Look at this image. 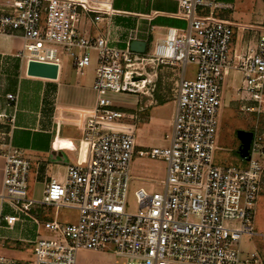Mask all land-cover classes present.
<instances>
[{
    "label": "built area",
    "instance_id": "built-area-1",
    "mask_svg": "<svg viewBox=\"0 0 264 264\" xmlns=\"http://www.w3.org/2000/svg\"><path fill=\"white\" fill-rule=\"evenodd\" d=\"M107 0H10L0 7V34L20 33L29 61L57 64L67 54L78 73L95 68L96 104L83 128L88 146L85 161L69 165L65 176L50 178L40 200L29 199L31 161L11 144L17 94H8L10 112H0V156L4 157L0 192V231L12 230L38 207L74 209L77 219L34 222L44 229L31 241L29 264H77L81 250H112L121 264H264L257 251L244 255L242 240L256 235L253 225L257 198L264 192V132L255 127L246 168L214 163L218 148V115L223 82L229 68L242 73L240 99L264 112V14L255 47L230 57L232 25L202 8L221 6L212 0H178L175 14L188 22L184 29L167 28L150 50L136 52L108 45L104 36L83 34L82 14L100 12ZM253 30L254 27H245ZM188 64L196 67L191 79L181 77L168 144L139 151L141 157L167 165L162 192L135 191L138 209L126 210L136 154L135 133L117 128L133 114L114 109L111 93H144L135 84L146 66ZM151 82L149 80L147 84ZM245 108V106H244ZM4 204L13 214L4 213ZM264 238V235H263ZM2 237L0 235V246ZM17 261L0 253V264Z\"/></svg>",
    "mask_w": 264,
    "mask_h": 264
},
{
    "label": "crops",
    "instance_id": "crops-1",
    "mask_svg": "<svg viewBox=\"0 0 264 264\" xmlns=\"http://www.w3.org/2000/svg\"><path fill=\"white\" fill-rule=\"evenodd\" d=\"M212 1L221 6L202 8L200 14L207 15L212 12L216 18L232 25L234 37L230 46L231 59L244 52L247 47H255L264 6L259 5L257 0ZM9 2L10 0H0V7ZM178 10V0H107L102 11L82 14L80 28L87 36L106 37L108 45L116 49L124 50L133 41H139L146 43V50H150L157 41L165 37L167 28L187 27L188 22L175 15ZM245 27L254 29L245 30ZM23 46L24 39L20 33L0 34V112H10L7 95L17 94V112L11 144L22 150L31 161L27 197L40 200L50 178L63 179L69 165L85 161L89 157L88 146L82 137L84 125L92 116L97 100L94 88L97 59L95 51H92V63L83 73H78L72 66L70 57L64 53L57 78H45L27 73V60L17 54ZM179 72L177 83L181 77L193 78L196 67L188 64L184 73L181 67ZM239 72L232 67L228 69L223 82L222 106L232 101L231 94L240 98V87H237L234 80ZM231 89L234 91L231 92ZM143 94L111 93L110 97L114 109L126 112L125 108L133 105L135 111L128 112L136 119L147 108L143 102ZM171 102L169 109H165L164 105H160L158 109L153 107L148 116L150 120H146V123L130 119L117 125V128L132 129L135 133L136 154L131 170L132 174L136 171L137 177H141L143 173L136 166L142 164L139 160L143 158L138 152L168 144L163 137L168 129L171 130L175 99ZM116 104L124 105L125 108ZM4 164L5 159L0 156V192L3 190ZM4 213L13 214V209L4 204ZM31 215L32 217L19 220L12 230L1 229L2 246L6 247L7 243L11 244L9 247L12 249L18 248L13 245L15 242L32 245L31 241L37 234L44 233V229L34 219L41 222L56 220L61 223L74 222L77 219L76 211L69 208L56 210L53 207H38L32 210ZM252 238L244 237L242 240L244 255L257 251L264 261L263 248L253 244ZM121 262L122 259L110 249L81 250L77 255V264Z\"/></svg>",
    "mask_w": 264,
    "mask_h": 264
},
{
    "label": "rangeland",
    "instance_id": "rangeland-1",
    "mask_svg": "<svg viewBox=\"0 0 264 264\" xmlns=\"http://www.w3.org/2000/svg\"><path fill=\"white\" fill-rule=\"evenodd\" d=\"M257 1L259 5L264 6L263 0ZM179 68V65L171 63L146 66L144 72L148 75L151 73L152 75L149 79L151 82H149L143 89L145 92V94H143L145 97L143 102L146 104L147 108L142 111L140 118H136L134 120H140V122L146 123V120H150L148 116L153 107H157L158 109L160 105H164L165 109H169L172 104L171 100L175 99L174 95L177 88V80L179 79ZM241 75L242 73L239 72L237 78L234 79L237 82V87L239 86L240 88L243 85ZM233 91L234 90L231 92ZM222 94L224 95L223 91ZM231 96L232 101H230L228 105H223L218 115V127L216 131L218 148L214 152V163L219 166L246 168L248 162L238 153V149L240 147L238 131L253 130L256 127L260 132H264V112L259 113L258 110L247 111L246 106L255 107L257 104L251 101H240L239 96H235V94H231ZM161 99L162 101L164 100L163 103L160 102ZM116 105L118 106L120 104ZM120 106L125 108L124 105ZM262 109H264V103L262 104ZM125 110L126 112L133 111V105L125 108ZM128 113L132 114L130 112ZM170 133L171 130L168 129V131L164 134L163 138L166 142H168L166 135ZM139 162L142 164L136 166L140 167L143 173L141 177H137L138 174L136 171L132 174L133 177L130 182L126 205V210L128 212H136L138 209L135 191L140 187H143L145 191L150 193L162 192L164 189L163 181L165 180L167 174L166 163L163 160L160 161L148 157L141 158ZM253 225L256 235L252 236V243L258 244L264 250V192L257 198L254 209ZM9 245L11 244L6 243V247L1 245L0 253L15 258V260L21 264H29L31 261L29 258L32 259L33 257V247L31 244L25 245L20 244V242H15L13 245L18 247L15 249L10 248Z\"/></svg>",
    "mask_w": 264,
    "mask_h": 264
},
{
    "label": "water",
    "instance_id": "water-1",
    "mask_svg": "<svg viewBox=\"0 0 264 264\" xmlns=\"http://www.w3.org/2000/svg\"><path fill=\"white\" fill-rule=\"evenodd\" d=\"M131 49L136 52L144 53L146 51V43L133 41L131 43ZM58 65L51 63H44L38 61H29L27 73L29 75L40 76L45 78H57ZM238 138L240 140V147L238 153L241 157H247L249 155L250 143L253 138V132L247 130L238 131Z\"/></svg>",
    "mask_w": 264,
    "mask_h": 264
},
{
    "label": "bare ground",
    "instance_id": "bare-ground-1",
    "mask_svg": "<svg viewBox=\"0 0 264 264\" xmlns=\"http://www.w3.org/2000/svg\"><path fill=\"white\" fill-rule=\"evenodd\" d=\"M151 76H152L151 73H149L147 77L143 76L140 80L135 81V84L139 85L140 87H145V85H147V82L149 81Z\"/></svg>",
    "mask_w": 264,
    "mask_h": 264
},
{
    "label": "trees",
    "instance_id": "trees-1",
    "mask_svg": "<svg viewBox=\"0 0 264 264\" xmlns=\"http://www.w3.org/2000/svg\"><path fill=\"white\" fill-rule=\"evenodd\" d=\"M161 102H163V101H161ZM15 264H21V263H19V262H16Z\"/></svg>",
    "mask_w": 264,
    "mask_h": 264
}]
</instances>
